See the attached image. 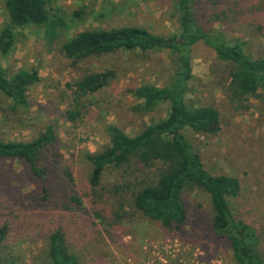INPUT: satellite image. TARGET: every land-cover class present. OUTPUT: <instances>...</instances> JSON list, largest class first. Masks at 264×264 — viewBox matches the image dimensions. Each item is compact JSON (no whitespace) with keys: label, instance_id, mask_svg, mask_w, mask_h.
Wrapping results in <instances>:
<instances>
[{"label":"rangeland","instance_id":"rangeland-1","mask_svg":"<svg viewBox=\"0 0 264 264\" xmlns=\"http://www.w3.org/2000/svg\"><path fill=\"white\" fill-rule=\"evenodd\" d=\"M47 11L51 19L65 22L54 42L45 39L42 27L28 25L16 30L8 54L0 53V69L8 78L32 69L39 76L27 90L25 108H15L0 94V140L27 142L53 126L58 145L46 155L57 159L54 191L43 198L24 163L0 160V227L10 228L2 257L14 264H47L48 237L61 227L80 264H236L227 240L212 230L213 210L202 190L182 193L186 221L179 228H166L130 207L133 180L123 170L108 168L97 188L89 185L91 165L86 155L109 145L108 127L132 136L167 116V104L146 114L138 112L140 102L130 91L143 85L166 86L175 76L176 54L169 48L119 51L73 64L62 53V44L86 30L125 26L141 27L165 39L178 36L174 1L65 0L48 4ZM233 12L223 0H211L201 5L199 17L210 33L228 43L244 42L253 57L264 56V0H252L240 16ZM6 23L0 0V30ZM191 61L193 78L187 83L186 103L214 108L220 124L215 134L188 130L186 136L209 174L239 180L241 191L232 208L255 228L264 257V109L255 99L232 96L230 68L210 49L196 46ZM105 70L114 71L116 78L77 101L74 83ZM76 109L80 116L71 122L66 113ZM66 169L72 182L64 177ZM155 174L153 169L147 175Z\"/></svg>","mask_w":264,"mask_h":264},{"label":"trees","instance_id":"trees-1","mask_svg":"<svg viewBox=\"0 0 264 264\" xmlns=\"http://www.w3.org/2000/svg\"><path fill=\"white\" fill-rule=\"evenodd\" d=\"M65 0H3L7 23L0 30V53L8 54L15 43L16 30L28 25L42 27L50 43L58 38L65 22L51 19L47 5ZM179 22V35L168 39L148 30L125 26L108 30H86L64 42L61 51L73 64L91 57L110 55L119 51H158L164 48L176 54L177 69L174 78L163 87L143 85L132 91L140 103L137 111L149 113L159 105L167 104V116L130 136L115 126L108 127L110 143L102 151L87 154L91 165L89 185L92 189L101 183L108 168L123 170L132 177L130 207L148 220L161 226L179 228L186 221L182 193L197 188L208 195L213 210L212 230L217 237L225 238L236 264H264L259 238L255 228L235 213L231 202L241 191L239 180L230 175H211L194 151L186 131L212 135L219 130V114L212 107H191L186 103L187 83L193 78L191 53L198 45L210 49L215 57L230 68L228 88L237 99H255L264 109V56L253 57L245 50L246 44L235 40L226 42L210 33L202 24L200 9L211 0H173ZM252 0H223L233 15L240 16ZM218 4V3H217ZM216 4V5H217ZM116 78L112 70L84 75L74 83L77 101L105 88ZM39 82L36 70H19L8 78L0 69V94L15 108L28 105L27 90ZM67 119L75 122L78 109L68 111ZM58 140L53 126L27 142L0 140V160H18L27 166L30 175L39 183L43 198L53 195L56 158H47L50 149H56ZM156 170L155 175L148 174ZM68 182L73 178L68 169L64 172ZM129 188V187H128ZM130 189V188H129ZM80 203L75 197L72 199ZM10 233L8 225L0 227V264H14L2 257L1 249ZM47 264H80L69 251L66 233L59 227L49 237L46 250Z\"/></svg>","mask_w":264,"mask_h":264}]
</instances>
